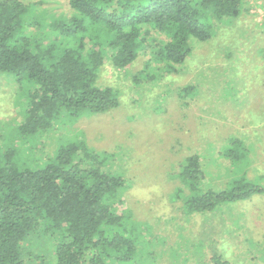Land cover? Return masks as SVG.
Returning <instances> with one entry per match:
<instances>
[{
  "label": "trees",
  "instance_id": "1",
  "mask_svg": "<svg viewBox=\"0 0 264 264\" xmlns=\"http://www.w3.org/2000/svg\"><path fill=\"white\" fill-rule=\"evenodd\" d=\"M66 1L67 19L37 13L18 0L0 1V74L27 90L19 139L39 137L65 119L116 109V92L97 85L103 66L123 69L149 46L151 63L166 79L176 66L184 67L193 48L244 9V0ZM23 26L32 38L16 35ZM151 63L146 70L153 69ZM134 77L138 84L160 79ZM239 143H227V157L241 166L240 174L232 169L235 177L224 190H206L195 154L174 167L171 175L183 187L176 188L173 200L182 201L185 214H210L219 205L264 195V188L245 178L249 161ZM15 153L0 154V264H151L144 228L134 222L135 228L129 227L134 220L120 208L128 186L115 154L94 151L83 138L65 141L35 168ZM238 237L244 248L235 253L246 259L251 249L244 235ZM35 245L40 254L32 253ZM212 251L210 264H234Z\"/></svg>",
  "mask_w": 264,
  "mask_h": 264
},
{
  "label": "rangeland",
  "instance_id": "2",
  "mask_svg": "<svg viewBox=\"0 0 264 264\" xmlns=\"http://www.w3.org/2000/svg\"><path fill=\"white\" fill-rule=\"evenodd\" d=\"M18 1L37 13L62 19L71 14L66 0ZM243 8L240 17L220 24L166 79L151 63L149 46L123 69L106 64L97 85L116 92V109L75 122L62 120L29 140L16 134L27 90L0 74V154L15 150L22 164L35 168L65 141L83 138L92 150L116 155V168L128 186L120 208H127L134 220L129 227L135 228L134 222L144 228L151 264H210L212 250L234 264H264V195L222 204L204 215L185 214L182 201L173 200L176 188L183 186L171 174L191 155L199 157L206 190H224L235 177L232 169L240 174L241 164L227 157L230 139L240 148L245 145V178L264 188V0H244ZM22 28L16 35L32 38L29 27ZM148 63L152 70H146ZM147 74L160 79L147 84L133 80ZM242 232L251 249L246 259L235 253L244 248L238 242ZM206 240L211 247L200 245ZM31 250L40 254L37 245Z\"/></svg>",
  "mask_w": 264,
  "mask_h": 264
}]
</instances>
